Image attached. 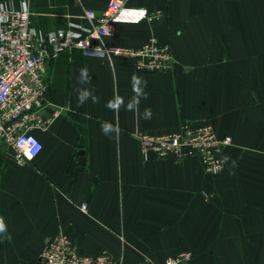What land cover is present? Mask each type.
Wrapping results in <instances>:
<instances>
[{
	"label": "crops",
	"instance_id": "crops-1",
	"mask_svg": "<svg viewBox=\"0 0 264 264\" xmlns=\"http://www.w3.org/2000/svg\"><path fill=\"white\" fill-rule=\"evenodd\" d=\"M0 1H27L32 23L53 31L85 22V9L101 14L109 0ZM129 5L160 16L117 23L106 42L138 48L155 35L170 43L172 67L140 69L135 58L86 56L77 47L48 64L51 103L42 113L52 120L35 131L43 150L23 163L0 151L7 226L0 264H38L58 233L81 253L118 264H164L182 250L194 253V264H264V0ZM133 75L147 81L138 112L126 110L135 97ZM83 90L90 96L81 105ZM116 95L124 100L118 113L106 107ZM103 122L118 124L119 135L105 136ZM185 122H208L233 137L222 172L206 173L197 157H144L136 131L173 132Z\"/></svg>",
	"mask_w": 264,
	"mask_h": 264
},
{
	"label": "built area",
	"instance_id": "built-area-1",
	"mask_svg": "<svg viewBox=\"0 0 264 264\" xmlns=\"http://www.w3.org/2000/svg\"><path fill=\"white\" fill-rule=\"evenodd\" d=\"M159 16V12L147 7L129 5V0H109L101 14L85 9V22L71 21L67 28L44 31L32 23L27 1L20 7L0 1V151L23 163L43 150L44 144L35 131L48 129L52 120L42 113L51 103L47 67L65 50L77 47L86 56L109 60L135 58L140 69L169 70L174 61L173 51L168 42L160 41L155 35L138 48L106 42L115 36L117 23L151 22ZM135 136L146 159L152 154L176 160L197 157L209 174H218L224 169L225 150L233 143L232 136L220 135L208 122H185L176 131L159 134L136 131ZM81 208L86 211L87 204ZM37 263L118 264L107 255L81 253L64 233L48 240ZM136 264H149V260ZM164 264H194L193 253L182 250L166 257Z\"/></svg>",
	"mask_w": 264,
	"mask_h": 264
},
{
	"label": "clouds",
	"instance_id": "clouds-1",
	"mask_svg": "<svg viewBox=\"0 0 264 264\" xmlns=\"http://www.w3.org/2000/svg\"><path fill=\"white\" fill-rule=\"evenodd\" d=\"M86 75V74H85ZM147 85V81L143 80L141 77H138L136 75H133L132 77V87L133 91L135 93V97L133 100H131L126 105L127 111H137L138 112V106L140 103V98L143 97L144 99H147V94L144 92V88ZM90 96V92L87 90H83L79 94V103L82 105ZM93 102H97L95 97H92ZM124 106V100L119 95H116L114 99L107 102L106 107L109 110H112L114 112H119L120 108ZM144 119L150 120L152 117V112L150 109H145L144 111ZM101 131L105 136L112 137L113 135L118 136L120 133V128L118 124H112L110 122H103L101 124ZM227 160V157L225 158ZM233 166H235V161H233ZM7 233V226L5 224V221L3 218H0V234H6ZM7 238V237H5Z\"/></svg>",
	"mask_w": 264,
	"mask_h": 264
},
{
	"label": "water",
	"instance_id": "water-1",
	"mask_svg": "<svg viewBox=\"0 0 264 264\" xmlns=\"http://www.w3.org/2000/svg\"><path fill=\"white\" fill-rule=\"evenodd\" d=\"M78 154H79V161L81 164H85V154H86V150L81 148L79 151H78Z\"/></svg>",
	"mask_w": 264,
	"mask_h": 264
},
{
	"label": "trees",
	"instance_id": "trees-1",
	"mask_svg": "<svg viewBox=\"0 0 264 264\" xmlns=\"http://www.w3.org/2000/svg\"><path fill=\"white\" fill-rule=\"evenodd\" d=\"M143 21H146V20H143ZM143 21H140V22H137V23H141V22H143ZM154 21H155V20H154ZM148 22H149V21H148ZM151 22H152V21H151ZM168 43H169V42H168ZM169 44H170V43H169ZM170 46H171V45H170ZM171 49H172V47H171ZM227 150H228V149L225 150V153H226V154H227ZM203 169H204V168H203ZM221 172H222V171H221ZM210 197H211V195H210ZM210 199H211V198H210ZM192 253H193V252H192ZM194 258H195V257H194V253H193V261H194ZM149 264H151V263H149Z\"/></svg>",
	"mask_w": 264,
	"mask_h": 264
}]
</instances>
